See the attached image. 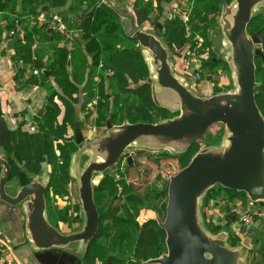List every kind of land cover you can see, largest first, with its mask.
<instances>
[{"label": "water", "instance_id": "water-1", "mask_svg": "<svg viewBox=\"0 0 264 264\" xmlns=\"http://www.w3.org/2000/svg\"><path fill=\"white\" fill-rule=\"evenodd\" d=\"M99 1L122 19L126 35L145 50L154 102L175 115L156 122L112 124L107 120L106 133L94 140H85L80 123L75 124L78 149L72 158V170L84 214L80 230L65 233L50 223L47 186L36 178L23 184L15 195L10 194L7 185L12 166L7 156L1 154L0 209L7 206L25 216L24 226L33 249L46 252L79 243L83 256L99 229L95 174L109 170L133 150L184 153L218 123L225 128L221 140L201 148L184 168L170 176L165 217L163 220L156 217L166 234V251L145 264H245L250 239L246 237L241 245L234 247L228 243L226 232L212 234L202 219L201 204L205 194L216 185L245 192L252 204L264 203V115L255 97L258 86L255 58L264 60V34L260 30L248 32V25L258 16L264 0H233L223 6L219 21L229 45L224 60L231 69L234 86L210 96H199L176 75L168 49L157 34L137 26L134 13L126 4ZM25 28L26 24L22 23L7 42L9 50L24 37ZM155 29L157 33L162 30L159 25ZM50 31L54 30L50 28ZM34 67L50 73L41 59L35 60ZM11 141L0 104V147ZM82 155L89 156L83 168L80 167ZM127 160L133 164L131 155ZM249 230L250 226L246 231ZM75 261L82 263L80 257Z\"/></svg>", "mask_w": 264, "mask_h": 264}, {"label": "rangeland", "instance_id": "rangeland-1", "mask_svg": "<svg viewBox=\"0 0 264 264\" xmlns=\"http://www.w3.org/2000/svg\"><path fill=\"white\" fill-rule=\"evenodd\" d=\"M146 1L148 0H143V2ZM176 1L177 0L167 1V3L164 4L163 11L151 8L152 10L150 12H146V19L141 22V26L149 32L157 35L159 34V39L169 51L174 72L176 75L183 78L190 88L199 96H210L217 92H224L232 89L234 81L231 69L224 60V53L229 50V45L223 37L219 20L223 6L230 4L233 0H181L178 1V4ZM126 2H131L130 6H134L131 0H126ZM169 5L171 6L168 13L167 8ZM205 7L207 8L206 14L204 15L205 19L203 15H201V18L199 17L196 20H191V16L196 10H202ZM215 9H218L217 12H215ZM178 11L181 13L185 12L188 19L182 18L177 13ZM157 12L160 14L159 16H156ZM259 13H262L264 16V3L260 6ZM174 19L180 20L185 25L187 39L183 46H178L167 38V33L171 27L169 24ZM260 19L256 21V25H259ZM118 20L122 21L119 16ZM158 23L162 26L161 28H163L162 33H157L155 29ZM174 23L175 22H173V24ZM251 27L253 28L254 25ZM77 33L78 32H76V34ZM249 33H251L250 30ZM61 41L62 40H57L53 41V43L57 42L59 46L62 45ZM67 44L70 50L72 46L79 45L78 43L76 44L75 41L73 42V40L72 43L70 42ZM129 44L132 43L128 41L125 42V45ZM134 46L137 45L134 44ZM138 47L141 48L144 60L147 63L145 50L139 45ZM82 58L83 57L79 55L75 59L78 62V59L80 60ZM209 58L217 59V64L213 68L205 65V62ZM88 61L92 62V59L88 57ZM79 78L82 83L84 73H81ZM100 79L101 78L98 77L97 81ZM49 84H51V81ZM49 87L48 84L43 85L42 81L38 80V84L32 87L33 89L31 88V91H26V89L23 91V102L26 108L21 115L22 119L17 120L11 126L12 141L0 148V154L6 155L12 166V176L7 185V191L12 195H15L17 190L24 183L29 182L31 178H36L48 186L51 179V171L53 170L54 172V169L51 168L52 163L47 160V154H43L42 152L43 139L40 136L41 128L39 126V124L43 122L40 119L44 117L46 112V109H43V105H41L39 97L50 94L52 88ZM101 94H98L88 103H85L83 100L84 105L80 97L79 101L74 104V109H76V111L74 110L75 115L71 114V116H69L71 117L70 120L67 119L68 112L67 114L66 112L64 113V107H62V113L56 117L54 122V129L56 130L57 127L61 129L58 134L54 133L55 130L51 131V134L54 133L52 143L56 156L55 159L58 161L59 165H62L64 169L68 171L62 178L64 179L63 181H66L65 183H61L58 188L49 189L46 194V204L49 211L53 213L52 216H54V220L62 217L61 220L57 219L59 221L55 222L58 224V228L65 233L80 230L84 223V214L81 209L77 185L73 182L75 176L72 170V158L74 152L78 149L74 136V125L80 122L85 140H94L106 133L107 127L105 122L111 112L109 105L116 102L117 90L115 81H106ZM105 94L111 95L109 102L104 98ZM124 98L125 96H123L122 99ZM29 99L33 101V104L32 102L29 104L27 103ZM130 101H133L132 97H130ZM38 110H42V116L40 118L37 116ZM115 110L116 109H114L113 112ZM118 114L115 116L114 120L121 122ZM124 120L125 121L122 122H128L126 119ZM222 126L223 125L218 123L212 125L210 127V131L213 133L212 136H215L217 132L221 131L219 129ZM224 133L225 128L222 131V136L220 139L216 140V143L221 140ZM45 143L44 141L43 144ZM204 143L200 141L197 147L191 149L186 154L171 152L169 150L157 152L133 150L131 151L133 165L129 166L123 157L113 168L117 169V173L114 176H111L109 171L95 175L93 180L94 195L96 202H99L101 206H103L107 200L111 201L112 204L115 202L120 204L124 203L125 194L123 190L126 186H130L131 192L138 193L144 199L143 206L141 205L133 208V205L128 203L127 208L121 207L118 212H110V214L116 215L114 217L120 218V222L115 220L114 223L116 227L117 225L120 226V233H123V237L120 241V258L123 261H129L134 244V229L129 226V221L132 220L133 216L140 222L147 219H156L157 216L162 220L164 219L165 212L163 213L159 205L156 204L157 198L154 193L150 194L152 188L156 186L165 188L164 191H166L167 194L170 176L178 173L184 168L195 153L205 147ZM88 158V155L81 156V168L84 167ZM1 171L2 165L0 164V173ZM103 180L107 182L103 185L101 192L98 187ZM52 181L57 180L52 179ZM116 184H118V190L111 192V189L115 187ZM53 185L55 187L56 183H53ZM121 193H123L122 196H120ZM111 198H113V200H111ZM246 199L244 195L234 199L231 197V194L223 190L221 186L216 185L205 194L202 200L203 207L201 214L207 229L209 228L208 230L212 234L216 235L220 232L227 233V239H229L228 243L230 245L233 244L231 242V236L233 235L232 228L238 221L237 213L250 212L254 214L255 217L252 224L253 228H255L252 229V231L250 230L251 233L248 235L252 240V247L247 253L245 264H255L260 260L264 249V220L261 222L259 220L260 218L256 216V213L262 212L264 207L259 205L256 207L257 204L250 207L249 199ZM163 201H167V195L166 197H162L161 202ZM237 202L241 204L239 209L236 207ZM107 221L110 220H106L104 224H106ZM214 227L217 228L215 229ZM245 237H247V232L244 233L243 238ZM73 244L78 245V243H72L71 245Z\"/></svg>", "mask_w": 264, "mask_h": 264}, {"label": "trees", "instance_id": "trees-1", "mask_svg": "<svg viewBox=\"0 0 264 264\" xmlns=\"http://www.w3.org/2000/svg\"><path fill=\"white\" fill-rule=\"evenodd\" d=\"M167 1L169 0H148L146 2L140 0V4L143 5L146 12H150L151 8L163 11L164 4ZM178 1L181 0H177V4ZM67 2L68 0H23L22 6L17 8L16 3L12 0H0V38L4 32H6L9 38L14 37L20 25L22 23L26 24L24 37L14 45L13 58L21 63V67L18 69L16 75L17 85L20 88H29L38 84V80H41L43 85L48 84L49 88H52L51 93L46 98L45 115L40 119L43 122L39 124L41 128L40 136L43 139V143L44 141L46 142L45 144L42 143V152L43 154H47V160L52 163L51 168L54 169V172L53 170L51 171V179L47 186L46 194L50 188H58L61 183L66 182L62 178L68 170L59 165L55 159L56 156L52 143L54 133L58 134L61 129L57 127L55 130L54 122L56 117L62 113V107H64V113L66 112L67 114L68 112L67 119L70 120L71 117L69 116L71 114L75 115L76 109H74V104L79 101L80 97L82 98V102L83 100L85 103L90 102L98 94H101L105 82L112 80L115 81L117 90L116 102L109 105L111 112L107 117V120H110L112 124H119L125 121L124 119L128 122H156L175 115V113L155 104L152 97L151 82L149 81V67L144 60L141 48L138 47V43L126 35L122 21L118 20V15L106 4L101 3L98 5V0H76L69 9V11L75 12L74 17L71 15L64 16L63 11L59 8L66 6ZM45 5H48L50 8L59 9L55 12V15H61L68 28L74 30L73 42L78 43V46H72L70 50L68 45L58 46L57 42L53 43V41L61 40L62 35L55 31H50V21L54 14L49 13L48 10H43L42 8ZM217 10L215 9V12ZM206 11V7L202 10H196L192 14L191 20L201 18V15L205 19L204 15ZM41 14L45 15L44 20H40ZM159 15L157 12L156 16ZM259 19V25H256V21ZM263 20L264 16L262 14L252 19L248 25V32L249 30L251 33L260 30L264 34ZM173 22L175 23L173 24ZM252 25H254L253 28L251 27ZM169 26L171 27L167 33V38L172 43L183 46L187 39L184 23L178 19H174ZM162 31L163 28L160 33ZM76 32L78 33L76 34ZM126 41L132 44L125 45ZM134 44L137 46H134ZM79 55L83 58L78 59L77 62L75 58ZM45 56H49L45 67L50 73L46 74L40 71L38 73L39 76L35 75L33 73L35 60H42ZM88 57L92 59V62L88 61ZM216 62V58H209L205 62V65L213 68L216 66ZM255 63L256 80L258 82L255 97L264 115V60L256 56ZM28 66L32 68L31 72L28 71ZM81 73H84L82 83L79 78ZM98 77L101 78L99 81H97ZM50 81L51 84H49ZM110 96L109 94L104 95L107 102H109ZM123 96H125L124 99H122ZM130 97L133 98V101H130ZM114 109L116 110L113 112ZM116 113H119L118 117L121 122L114 120L117 115ZM210 129L200 140L203 143L205 142L204 146L215 144L216 140L222 136L224 126L219 129L221 131L217 132L215 136H212L213 133ZM53 130L55 132L51 134ZM199 142L193 144L183 154L197 147ZM52 179L57 181H52ZM106 182V180L100 182L98 189L101 192ZM53 183H56L55 187ZM221 188L231 194V197L234 199L243 195L248 199L245 192L227 189L222 186ZM164 189L156 186L152 188L150 193H154L157 198L156 204L159 205L163 213L165 212L166 202L161 201L162 197H166L167 195ZM117 190L118 184L111 189V192ZM123 193L125 194V202L122 204L116 202L112 204L111 201L107 200L101 206L95 200L100 214L99 229L94 239L90 242L85 255L81 257V264H94L96 261H99L100 264H145V261L148 259L159 257L166 251V234L159 226L157 220L153 218L140 222L133 216L132 220L128 223L134 229L135 234L131 257L128 262L120 258V241L123 233H120V226L117 225L116 227L114 223L115 220L120 222V218L114 217L116 215L110 214V212H118L121 207L127 208L128 203H131L133 208L143 206L144 203L141 195L131 192L130 186H126ZM94 199H96L95 195ZM233 205L236 206L235 204ZM52 214L48 209V220L58 228L56 222L61 220L62 217L54 220ZM106 220H110L111 223L104 224ZM108 227L113 232L111 236L108 235ZM214 228L216 229L217 227ZM215 229L213 230L216 231ZM231 237V242L233 243L231 245L238 246L241 244L238 237L234 235ZM255 264H264V249L260 260Z\"/></svg>", "mask_w": 264, "mask_h": 264}, {"label": "crops", "instance_id": "crops-1", "mask_svg": "<svg viewBox=\"0 0 264 264\" xmlns=\"http://www.w3.org/2000/svg\"><path fill=\"white\" fill-rule=\"evenodd\" d=\"M5 1H9V0H5ZM12 1L16 3L17 8H20L22 6L23 0H12ZM75 1L76 0H68L66 6L59 8L60 10L63 11L64 16L71 15L74 17L75 12L72 10L69 11V9H70V6ZM131 1L134 4V6H130L131 2L130 3L126 2V0H113V2L116 4H126L130 8V10L134 13L137 26L141 28L142 30L149 32L141 26V22L146 19V11L143 8V5L140 4V0H131ZM99 4H101V2L98 0V5ZM45 6L47 7V10L49 11V13L54 14V15L56 14L55 12L59 10L57 8H50L48 5H45ZM45 6H43L42 8L43 10ZM170 6L171 5H169V7L167 8L168 13H169ZM260 14L262 13H259L258 16ZM44 17L45 15L41 14L40 20H44ZM149 33H152V32H149ZM22 35L24 36V32H22ZM12 38L13 37L9 38L6 35V32H4L0 38V104L2 106L3 117L10 128V132H11L12 124L16 122L17 120L22 119L21 115L24 109L26 108L24 107V102H23L24 100L23 91L25 89L26 91H31L33 89L32 87H35L37 85V84L33 85L29 88L28 87L20 88L17 85L16 75H17L18 69L21 67V63L17 62L16 60L14 61V58H13L14 46L10 50L6 46L7 42ZM61 42H62V45H65V46L68 45L63 40ZM48 57L49 56H45L44 59H42L44 61V64L46 63ZM33 68H35L34 65H33ZM31 70L32 68L29 67L28 71L31 72ZM47 96L48 94L42 95L41 97H39L41 101V105H43V109L46 104ZM30 102H32L33 104V101H31V99L27 101L28 104ZM40 111L42 110H38L37 116L39 115ZM41 116L42 114L39 115V117ZM249 203H250V207L255 206L256 204H257L256 207L258 205L264 207L263 202H259V203L257 202L255 204H252L251 201L249 200ZM236 205L238 209L241 206L240 202H237ZM202 207L203 205L201 204V210H202ZM239 214L240 213H237V215ZM256 216L260 218L259 220L261 222H263L264 210L262 212H259L258 214L256 213ZM47 217H48V209H47ZM25 220H26L25 216L22 213L17 212L14 209L12 210H10L9 208L7 209L6 206H3L0 209V264H5V263L7 264H76L75 258L76 257L81 258L85 255L84 254L83 256H80L81 246L79 243L78 245L77 244L76 245L73 244L70 246L68 245L63 249H52L46 252H41V251H37L33 249L31 246L30 235L26 227L24 226ZM110 223L111 221H107L106 224H110ZM254 228L252 224V227H250V230L252 231V229ZM249 231H247V238L250 239L251 247H252V240L248 236L251 233V231L250 232ZM107 232L109 236H111V234L113 233L110 227H108ZM245 238H243L242 240H244ZM251 247L248 249V252L251 249ZM94 264H100V262L96 261L94 262Z\"/></svg>", "mask_w": 264, "mask_h": 264}, {"label": "built area", "instance_id": "built-area-1", "mask_svg": "<svg viewBox=\"0 0 264 264\" xmlns=\"http://www.w3.org/2000/svg\"><path fill=\"white\" fill-rule=\"evenodd\" d=\"M182 18L184 19H188L187 14L181 13V12H177ZM50 27L56 31L57 33H60L63 37V41L66 43H70L73 39H74V30H71L68 28V26L66 25L63 17L61 15H54L51 18L50 21ZM33 73L35 75H37L39 73V69L34 68L33 69ZM254 217L255 215L250 213V212H243L240 213L238 215V221L233 225L232 228V234L235 237H238V239L241 241L242 244V239L244 236V233L246 232V229L252 225L253 221H254Z\"/></svg>", "mask_w": 264, "mask_h": 264}, {"label": "flooded vegetation", "instance_id": "flooded-vegetation-1", "mask_svg": "<svg viewBox=\"0 0 264 264\" xmlns=\"http://www.w3.org/2000/svg\"><path fill=\"white\" fill-rule=\"evenodd\" d=\"M45 68H46V67H45ZM37 69H39V72H40V71L42 72V70H41L40 68H37ZM37 75H38V74H37ZM38 116H39V115H38ZM79 123H80V122H79ZM80 126H81V124H80ZM74 127H75V125H74ZM74 129H75V128H74ZM74 136H75V135H74ZM128 155H131V151L128 153ZM128 155H123V157L125 158V160H126L127 163H128V160H127V156H128ZM131 156H132V155H131ZM123 157H122V158H123ZM122 158H121V159H122ZM119 161H120V160H119ZM119 161H118L116 164H118ZM116 164H115V165H116ZM115 165H114V166H115ZM128 165L131 166L129 163H128ZM132 165H133V164H132ZM114 166H113L112 168H110L109 170L105 171V172H108V171H109V174H110L111 176H114V175L117 173V169H113ZM112 171H115V173L112 174V173H111ZM105 172H103V173H105ZM99 174H102V173H99ZM95 175H96V174H95ZM94 177H95V176H94ZM31 180H32V178L29 180V182H30ZM116 181H118V180H116ZM27 183H28V182H27ZM24 184H26V183H24ZM6 207H7V206H6ZM8 208H9L10 210H12V208L7 207V209H8Z\"/></svg>", "mask_w": 264, "mask_h": 264}]
</instances>
